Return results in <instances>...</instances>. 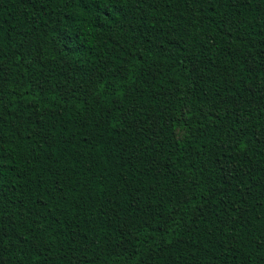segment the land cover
Listing matches in <instances>:
<instances>
[{"label":"trees","instance_id":"trees-1","mask_svg":"<svg viewBox=\"0 0 264 264\" xmlns=\"http://www.w3.org/2000/svg\"><path fill=\"white\" fill-rule=\"evenodd\" d=\"M0 264H264V0H0Z\"/></svg>","mask_w":264,"mask_h":264}]
</instances>
